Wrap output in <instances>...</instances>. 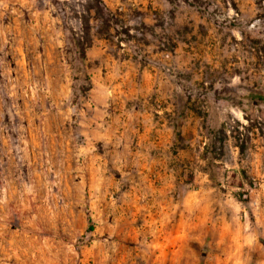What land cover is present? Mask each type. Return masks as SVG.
<instances>
[{
  "label": "rangeland",
  "instance_id": "obj_1",
  "mask_svg": "<svg viewBox=\"0 0 264 264\" xmlns=\"http://www.w3.org/2000/svg\"><path fill=\"white\" fill-rule=\"evenodd\" d=\"M0 264H264V0H0Z\"/></svg>",
  "mask_w": 264,
  "mask_h": 264
},
{
  "label": "trees",
  "instance_id": "obj_2",
  "mask_svg": "<svg viewBox=\"0 0 264 264\" xmlns=\"http://www.w3.org/2000/svg\"><path fill=\"white\" fill-rule=\"evenodd\" d=\"M79 47L81 48L82 52L84 53L85 52V49H86V46L79 45ZM87 47H89V45Z\"/></svg>",
  "mask_w": 264,
  "mask_h": 264
}]
</instances>
